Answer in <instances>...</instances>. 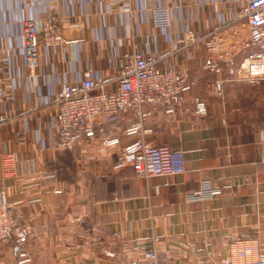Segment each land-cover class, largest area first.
<instances>
[{
    "label": "crops",
    "instance_id": "0c3cea01",
    "mask_svg": "<svg viewBox=\"0 0 264 264\" xmlns=\"http://www.w3.org/2000/svg\"><path fill=\"white\" fill-rule=\"evenodd\" d=\"M72 1L77 9L80 0ZM153 1L139 0L143 22L137 26L134 11L124 12L122 1L85 0V14L64 22L62 51L40 46L48 77L44 91H50V77L58 91L65 73L76 76L83 67L112 75L133 48L161 56L160 68L184 70L193 85L175 116L152 112L146 138L182 150L185 171L144 178L130 166L114 168L116 158L103 155L99 137L56 147L49 142L55 135L54 102L35 107L34 82L27 80L31 94L20 89L12 100L13 111L24 114V133H17L20 118L0 126V153L16 157L8 176L0 165V201L11 203L27 227L20 249L32 264H129L141 258L152 235L160 238L161 257L172 264L218 261L237 238L264 244V79L231 78L225 65L218 73L205 71L200 41L178 51L173 41L190 29L201 36L211 26L232 22L223 31V43L230 52L232 46L238 49L248 38L247 26L237 18L245 0H171L176 14L167 33L151 23ZM69 4L57 0L54 9L66 14ZM78 41L82 47H72ZM247 52L239 50L233 59L240 63ZM194 97L205 100L206 115L193 112ZM133 119L127 111L103 134H119L123 145L131 139L123 129ZM204 179L220 194L186 201L183 193ZM17 251L11 238L0 240V264H19Z\"/></svg>",
    "mask_w": 264,
    "mask_h": 264
},
{
    "label": "built area",
    "instance_id": "2783aa9c",
    "mask_svg": "<svg viewBox=\"0 0 264 264\" xmlns=\"http://www.w3.org/2000/svg\"><path fill=\"white\" fill-rule=\"evenodd\" d=\"M57 0H0V126L19 119L17 133H24L23 113H15L12 100L17 90L27 95L25 85L32 80L35 86V107L54 102V133L49 142L56 147L72 148L99 137L105 157H115L114 168L130 166L144 178L185 171L182 150L167 145H157L147 140L152 131V112L160 110L167 116H175L177 106L185 101V94L193 83L182 69H162L158 66L161 56L133 48L125 54L124 62L109 76L103 77L94 67H83L76 76L65 73L58 91L50 77V91L45 92L48 77L44 74L40 58V46L59 53L64 46L63 28L66 19L76 22L85 14V0H72L70 10L64 14L56 11ZM96 0H94L95 2ZM124 12L134 11V22H143L139 0H120ZM103 5L101 4L100 7ZM101 14V10L96 12ZM133 13V12H132ZM151 23L168 32L176 14L171 0H154L150 11ZM248 28V38L232 52L226 47L223 31L232 22L211 26L201 35L192 29L176 36L175 51L199 41L205 49L202 69L218 73L223 65L231 77L246 78L250 82L264 79V0H245L239 6L238 17ZM232 31H234L232 29ZM117 32L122 36L121 28ZM109 34L107 35V37ZM80 49L82 42L72 43ZM241 48V49H240ZM239 50L248 51L240 63L234 60ZM250 50V51H249ZM44 78V79H43ZM43 79V81H39ZM223 79L218 80L219 82ZM56 91V92H55ZM193 112L207 114L204 99L194 97ZM131 111L134 119L123 129L127 142L121 145L119 134H103L108 123L117 121L122 114ZM19 116V117H17ZM264 122V112L262 113ZM16 157L12 152L0 153V165L4 176L14 171ZM62 193L61 189H55ZM221 189L208 180H201L183 193L188 202L211 199ZM1 194H5L4 190ZM28 229L15 216L14 206L5 199L0 201V240L11 238L19 247V264H32L31 257L20 249L27 239ZM160 238L152 235L150 245L142 251L141 258L129 264H172L158 251ZM107 255L113 253L105 250ZM197 264H264V244L257 238H237L229 245V254L215 262L199 260Z\"/></svg>",
    "mask_w": 264,
    "mask_h": 264
}]
</instances>
